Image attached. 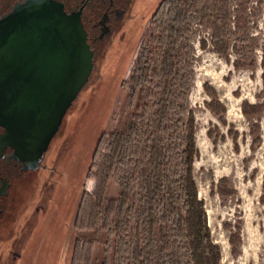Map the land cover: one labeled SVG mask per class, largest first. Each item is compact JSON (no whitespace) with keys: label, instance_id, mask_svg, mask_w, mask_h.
<instances>
[{"label":"rangeland","instance_id":"374dc122","mask_svg":"<svg viewBox=\"0 0 264 264\" xmlns=\"http://www.w3.org/2000/svg\"><path fill=\"white\" fill-rule=\"evenodd\" d=\"M161 1L134 0L121 28L97 48L90 80L52 140L43 159L44 167L26 174V185L15 191V208H10L14 215L0 231V264H84L86 252H80V248L78 260L72 261L78 240L81 244L93 242L90 264H105L107 257L115 260L111 264L130 263L126 247L119 242L125 236L118 237L102 228L94 232L82 228L77 220L82 216L85 194L92 195L97 186L94 177L89 176L100 138L119 129L130 116L128 94L122 84L131 73ZM250 22V33L257 42L250 52L256 66L237 70L211 45L202 49L201 41L210 44L212 34L193 25L196 62L188 106L195 114L199 150L194 175L199 197L206 205L213 241L221 249L220 264H264V5L258 17L250 16ZM204 83L215 88L225 105L227 127L206 108L211 98L203 89ZM244 102L260 105L261 112L247 118ZM230 126L238 135L237 144ZM209 131H213L212 137ZM255 138L260 142L252 146ZM95 173L93 170L92 175ZM222 179H226L224 193L219 191ZM119 194V186L111 182L108 203L114 206ZM11 233L14 236L4 241ZM187 262L190 264L189 259Z\"/></svg>","mask_w":264,"mask_h":264},{"label":"trees","instance_id":"16d2710c","mask_svg":"<svg viewBox=\"0 0 264 264\" xmlns=\"http://www.w3.org/2000/svg\"><path fill=\"white\" fill-rule=\"evenodd\" d=\"M19 1L0 0V16ZM63 1L70 10L82 5L81 0ZM234 1H161L122 84L130 116L119 129L103 134L95 149L89 177H94L97 186L92 195L85 194L77 223L94 232L102 228L125 236L119 242L126 247L129 264H188L187 259L190 264H220L221 249L213 241L194 175L199 150L195 114L188 104L195 78L194 24L212 34L210 44L201 41L202 49L211 45L236 70L256 66L250 53L257 47L250 33V16L258 17L264 0ZM261 50L264 86V45ZM203 89L211 98L206 108L227 127L226 107L217 91L209 83ZM261 110L260 105L243 103L247 118ZM230 129L237 144L238 135ZM258 142L255 138L252 146ZM111 182L120 189L114 206L107 201ZM225 182H219L220 193ZM92 245L78 240L73 263L80 248L86 252L84 264H90ZM114 261L107 257L105 264Z\"/></svg>","mask_w":264,"mask_h":264},{"label":"water","instance_id":"95a60500","mask_svg":"<svg viewBox=\"0 0 264 264\" xmlns=\"http://www.w3.org/2000/svg\"><path fill=\"white\" fill-rule=\"evenodd\" d=\"M82 13L23 0L0 18V125L25 172L39 169L94 71Z\"/></svg>","mask_w":264,"mask_h":264},{"label":"flooded vegetation","instance_id":"af4514ba","mask_svg":"<svg viewBox=\"0 0 264 264\" xmlns=\"http://www.w3.org/2000/svg\"><path fill=\"white\" fill-rule=\"evenodd\" d=\"M23 1V0H22ZM19 1V2H22ZM62 2L65 5L67 12H78L83 8L82 23L87 33V42L91 45L94 52V57L97 48L102 41L111 37L113 33L121 28L127 15H129L133 6L134 0H81L82 5L78 9H67V6L63 0H56ZM95 2L93 8L90 11H86L91 2ZM17 2V3H19ZM16 3V4H17ZM78 6V5H77ZM76 6V7H77ZM14 5L12 6V8ZM75 7V8H76ZM12 8L1 15L0 18L11 12ZM104 23V24H103ZM8 130L0 125V231L4 230V226L8 221V218L14 215V212L10 208H15L14 194L16 189L20 185L25 184V176L29 172H36L43 168V161L39 169L35 171H24V164L18 161L15 157V149L8 143L9 140L6 137ZM1 234V233H0ZM14 236L13 233L9 234L4 241H8L10 236ZM3 236V235H1ZM2 240V241H3Z\"/></svg>","mask_w":264,"mask_h":264}]
</instances>
